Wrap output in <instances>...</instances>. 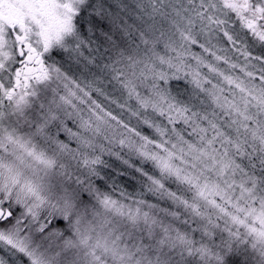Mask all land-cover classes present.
<instances>
[{
    "label": "snow or ice",
    "instance_id": "6c2138e0",
    "mask_svg": "<svg viewBox=\"0 0 264 264\" xmlns=\"http://www.w3.org/2000/svg\"><path fill=\"white\" fill-rule=\"evenodd\" d=\"M0 264H264V0H0Z\"/></svg>",
    "mask_w": 264,
    "mask_h": 264
},
{
    "label": "rangeland",
    "instance_id": "374dc122",
    "mask_svg": "<svg viewBox=\"0 0 264 264\" xmlns=\"http://www.w3.org/2000/svg\"><path fill=\"white\" fill-rule=\"evenodd\" d=\"M129 2H131V0H129Z\"/></svg>",
    "mask_w": 264,
    "mask_h": 264
}]
</instances>
